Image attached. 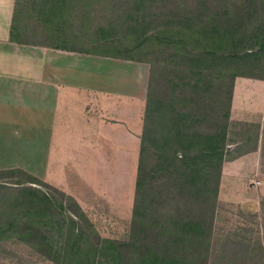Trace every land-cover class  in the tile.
I'll return each instance as SVG.
<instances>
[{
    "label": "rangeland",
    "instance_id": "rangeland-1",
    "mask_svg": "<svg viewBox=\"0 0 264 264\" xmlns=\"http://www.w3.org/2000/svg\"><path fill=\"white\" fill-rule=\"evenodd\" d=\"M89 1L94 4L87 9H82L80 0H68L70 8L67 0H17L16 28L13 36L18 41L34 46L62 47L69 51L96 53L106 57L112 55L123 60L129 57L145 61L143 63L148 65L145 67L147 85L152 84L155 100L153 107L157 112L151 110L152 114H149L147 121L144 136L147 143V155L142 173V186L139 190L140 196L136 195L138 171L134 169L131 177L125 180L50 179L43 181L24 170H21L24 173L20 172V169H17L19 172L14 173L0 171V264H70L66 258L73 252L67 253L51 247V242L46 238L49 234L48 228L53 223L57 224L69 219L78 223L79 234L84 243L88 244L87 240L131 242L134 206L138 201L143 203L142 209L145 210L143 214H146V223L152 226L148 228L150 233L156 231L154 227L169 232L172 230V223L180 225L191 221L200 223L202 216L206 218V225L209 221L211 224L210 217L214 215L211 264H219L222 261L218 251L222 252L221 256H225V253L232 258L236 256L242 250V245H238L242 240L258 241V245L263 246L264 243L261 242L264 241V233L261 234L260 230L259 240H257L256 231L252 230L251 224L254 221L257 223L256 219L263 220L264 211L254 213L250 211V207L222 202L219 195L212 209L209 204L200 202L205 197L212 202L213 193L209 192L212 185L208 187V190L200 187V190L204 192L202 198L197 201L194 193L198 190L197 187L190 186L191 197L182 196L176 188L178 187L177 178H171L169 175L172 164L180 167V163L168 149L172 145L180 151L178 158H181L183 154L185 157L200 161V166L195 167L192 164V168L187 167L185 173L189 176L196 173L203 177L206 174L211 175L212 171L208 169L207 164H204L201 156L209 146V138L216 137L214 146L218 148V151L220 149L224 152L221 178L226 162L238 155L248 153L253 148L254 128L243 124L238 112L232 120L228 112L234 93L231 78L220 82L222 90L219 91V87H216L218 82L214 86L210 83V75L221 68L208 70V63L203 61L198 71L193 72L195 64L189 63L186 59L188 53L183 45L180 44L178 50L174 47L169 49L162 43L154 44V49L150 45L136 47L140 39L136 38L134 32L128 33V25L125 28L115 27L118 34L115 29L114 31L105 30L104 27L108 22L127 19L126 14L113 11L112 6L132 0ZM159 1H162L159 3L160 9H151V13L157 16L158 25L155 27L164 28L161 25H165L166 21L174 16L172 6L166 1L176 0ZM177 1L184 2L190 9L195 6V0ZM208 1L216 6L223 0ZM108 2L110 3L107 4ZM244 3L253 9L260 8V11L253 16L256 18V23L264 28V12L262 11L264 0H244ZM205 19L211 22L210 19ZM256 31L254 29L253 34ZM163 33L168 34V32ZM106 38L117 39L118 42L111 43L106 41ZM120 38L123 39L119 41ZM193 47L195 48L191 51L193 55L195 52L202 54L203 48L194 44ZM180 58L184 59L183 63L179 60ZM155 59L157 65L152 78L151 66L146 61ZM177 70L185 72V75H181L183 78L181 82L173 75ZM234 70L237 74L261 77L264 75V59L255 60L246 66L241 64ZM257 88L247 89V98L253 99ZM216 100L218 103L215 104ZM225 128L226 136L224 135V141H221ZM152 144L156 147L152 148ZM163 147L167 154L162 152ZM261 150L260 153L257 152L259 158L253 157L254 164L259 162L256 171L250 170L249 157L247 160L243 159L244 161L237 165L236 170L240 176L242 173L247 178V180L240 179L241 182L245 185L249 182L246 185L249 188L244 195L247 202L251 203L254 200L257 203L264 201V142ZM185 157H183L184 161L187 162ZM218 168L219 164L216 161L213 169L215 176ZM227 173L231 178L233 170L230 169ZM235 179L237 180V177ZM256 180L261 181V185L253 188L250 182ZM25 194L28 197L24 196ZM61 206L69 212L66 213ZM10 224H16L17 227L9 228ZM24 225L30 228L28 233L21 232V227ZM162 225H164L163 228ZM90 230L93 235L90 234ZM147 240H149L148 237ZM167 241L168 239L165 242ZM146 243L151 244V241ZM150 247L153 246L150 245ZM191 248H193L192 244L187 247V249ZM175 254L176 257L177 255L182 257L185 253L179 251ZM189 255L191 257V253Z\"/></svg>",
    "mask_w": 264,
    "mask_h": 264
},
{
    "label": "crops",
    "instance_id": "crops-1",
    "mask_svg": "<svg viewBox=\"0 0 264 264\" xmlns=\"http://www.w3.org/2000/svg\"><path fill=\"white\" fill-rule=\"evenodd\" d=\"M16 3L0 0V171L20 169L43 181L130 178L139 168L148 65L18 41ZM255 87L254 98H247L246 90ZM233 91L230 118L238 112L254 128V146L224 164L219 198L259 213L264 201L247 202L249 182L236 170L248 157L250 170L259 163L253 157L264 142V79L237 78ZM256 222L251 226L259 240L264 219ZM257 242L242 240L233 258L218 251L219 264H264V245Z\"/></svg>",
    "mask_w": 264,
    "mask_h": 264
},
{
    "label": "trees",
    "instance_id": "trees-1",
    "mask_svg": "<svg viewBox=\"0 0 264 264\" xmlns=\"http://www.w3.org/2000/svg\"><path fill=\"white\" fill-rule=\"evenodd\" d=\"M80 1L82 9H87L94 4L89 0ZM161 2L162 1L159 0H132L123 4L116 3L112 6L113 11L115 10L118 13L126 14L127 19L118 22H108L104 29L107 31L110 29L114 31L115 27L125 28L126 25H128V33L134 32L136 38L140 39L136 47L150 45V47L154 49V44L162 43L169 49L174 47L175 50H178L180 44L183 45L188 53L186 59L189 60V63L195 64L193 72L198 71L199 65L203 61L208 63V70L221 68V70H216L213 75H210V83L214 86L218 82L216 87H219V91L222 90L220 82H224V80L228 78H231L232 81V91L237 77L264 79V75L257 78L244 74H237L234 70L238 69V66H241V64L246 66L248 63L255 60L262 61L264 59V28L262 25L256 23V18L253 16L254 13L256 14L260 11L259 7V10L257 7L253 9L250 5L244 3V0H223L216 6L210 4L208 0H195V6L190 9L184 2L179 1L178 3L177 0L174 2L166 1L167 4L172 6L171 8L173 9L172 13H174V16L166 21L165 25H161L164 28H157L155 27V25H158L156 21L157 16L151 13V9H160L159 3ZM109 3L110 2L107 4ZM68 7H71L70 2H68ZM262 11L264 12V6H262ZM205 18L210 19L211 22H207ZM104 29L102 31L103 33L105 32ZM254 29L257 31L253 34ZM115 32L118 34L116 29ZM163 32H168V34L166 35ZM121 39L123 38H120L119 41ZM127 40H129V38ZM106 41L111 43L118 42L117 39L113 38H106ZM193 44L203 48L201 50L202 54L195 52L193 55L191 53L192 49H195ZM187 46L191 47L187 48ZM107 56L115 59L120 58L112 55ZM124 59L128 61L136 60L129 57ZM121 60H123V58ZM179 60L183 63L184 59L180 58ZM136 62L143 63L145 61L137 59ZM146 62L151 66L153 78L157 61L155 59L147 60ZM219 62L222 63L219 64ZM173 75L176 80L181 82L183 80L181 75H185V72L177 70ZM149 85L144 135L142 138L138 179L136 183V195L138 197L140 196L139 190L142 186V173L145 168L147 155V143H145L144 137L147 121L149 114H152L151 110L157 112L153 107V102H155L153 87L151 83ZM216 103H218V100H216L215 104ZM230 106L229 104L228 112H230ZM224 135L226 136V128L222 138L220 136L221 141H224ZM214 141L216 142V137L209 138V146L203 151V155L201 156L205 162L204 164H207L208 169L212 171L211 175L206 174L203 177L195 173L192 176L190 175V178L189 174L185 173L187 167L191 166L192 168V164L195 167L200 166V161L187 156L185 157L182 153V157L178 158L180 151H178L174 145L168 148L171 150L175 160L180 163V167L172 164V167H170L171 171L169 172L171 178L175 177L178 180V187L176 188L178 192L180 191L179 194L191 197L189 189H191L190 186L192 185L198 189L194 192L196 200L198 201L202 198L201 196L204 192L200 190V187L208 190V187L212 185V189H209V192L213 193L212 202H210L207 197L203 198V201H200L202 204H209L212 209H214V204L218 200L221 170L224 162V152L220 149L218 151V148L214 146ZM151 146L152 148L153 146L156 147L153 144ZM166 146L167 144L165 147ZM164 150L163 147L162 152H164ZM164 154L167 153L164 152ZM183 157L187 158V162L184 161ZM216 161L219 164V168L215 176L213 169ZM8 171L11 173L19 172L18 170ZM20 172L23 171L20 170ZM24 196L28 197L27 194ZM142 206V201H138L134 206L131 242L87 240L88 244L84 243L79 234L78 223L72 219L64 220L57 224L53 223V225L48 228L49 234L47 237L45 235V237L51 242V247L66 251L67 253L70 251L73 252L72 254H68V258H66L70 261V264H164V262H167V264H211L212 253H210V251L214 215L210 217L212 220L211 224L209 221V224L206 225V218L202 216L203 219L200 220V223L192 221L181 225L172 223V230L169 232H166L164 229L161 231L154 227L156 231L150 233L148 228L152 226L146 223V214H143L145 210L142 209ZM64 211L66 213L69 212L65 209ZM153 226L160 227L161 225ZM8 227L15 229L17 226L16 224H10ZM163 227L164 225H162V228ZM21 229L22 233H28L30 230L28 225H24ZM90 234L93 235L91 230ZM147 237L149 240H147ZM47 239L45 240L46 244ZM166 239H168L167 242H165ZM146 241H151V244H147ZM190 244H192L193 248L187 249L188 246L190 247ZM150 245L153 247H150ZM179 251L185 254L182 255V257L178 255L177 257L174 256V254ZM190 253L191 257L189 255ZM193 253L195 254L192 255ZM130 257H132V259H130Z\"/></svg>",
    "mask_w": 264,
    "mask_h": 264
}]
</instances>
